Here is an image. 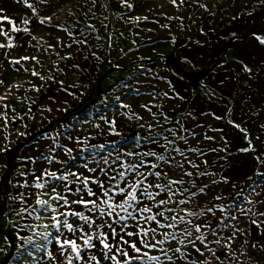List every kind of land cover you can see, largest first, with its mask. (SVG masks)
<instances>
[{
    "label": "rangeland",
    "instance_id": "374dc122",
    "mask_svg": "<svg viewBox=\"0 0 264 264\" xmlns=\"http://www.w3.org/2000/svg\"><path fill=\"white\" fill-rule=\"evenodd\" d=\"M28 1L37 5L42 4L41 0ZM5 2L6 5H2L0 0V6H6V12L0 13V27L18 38L14 41L15 43L29 41L24 47L0 50V65H2L0 71H3L7 85L9 87L15 84L21 85L19 91L15 92L17 99L10 102V108H14L15 112L9 111L7 128H5V121L0 120V145L6 142L5 137L12 142L11 150L0 154V164L8 166L0 171V178L4 173H10L3 187L0 188V204L6 211L1 216L0 224L2 229L11 235L16 246L15 255L9 264H35L33 257L42 255L36 252L33 245L28 244L27 239L21 242L16 235L18 229L12 227L11 220L18 218L8 212V206L11 203L8 194L15 195L16 190L8 181L17 182V179L21 177L18 175L20 172L27 175L30 180V173L38 167V164L30 163L27 157L35 159L43 144L45 145L43 150L47 154V148L50 145H63L67 148L73 143V140L69 139L70 136H80L84 139L85 135H89L93 138L92 144L108 145L103 151V155L107 156L109 153L115 154L117 149L121 152L133 149L147 151L151 145L144 140L137 143L132 136L147 137L145 128L148 124H152L153 129L161 132L162 135L167 134L165 130L171 128L175 136L185 137L187 140L193 138L195 134V140L189 144L203 149V154L199 159L195 155H189L201 164V170L207 168L209 172H215L217 180H220L222 176L229 177L232 183L244 189V194L251 191L254 187L253 182L257 181L258 171H264V165L255 159L257 155L264 159V83L258 80V88L251 95L236 92V98L233 95L212 96L203 102V99L196 102L190 99L192 94L186 86L185 79L176 75L168 66L167 56L172 54L183 57L185 61L179 62V67L190 73L191 71L205 72V81L213 71L230 73L229 69L233 67L238 77L237 83H239V76L243 74L241 65L237 63L238 60L242 59L252 68L260 66L257 51L252 49L249 37L242 41H239L241 39L233 41L234 43L229 45L223 53L214 52L218 56L217 59L213 58L216 54H213L210 46L214 44L212 39L215 30L230 24L235 17L243 15L244 19L252 23L253 16L248 13L260 9V0H185L179 7L170 0H138L140 6L131 11L132 16L142 18L139 22L131 17L120 18L122 9L111 3L99 11H96L95 7L89 10L87 8L89 0H86L71 8L62 20V26L53 28L55 30L60 28L61 31L49 34L50 45L48 46L40 41L38 33L32 32L37 39L31 40L22 32H11V25L4 16L7 15L13 20L16 27L23 28L24 18L20 14V9L25 8V2L24 0H20L19 3L16 0ZM97 2L103 3L104 0H97ZM143 17H147V20ZM237 22L241 24V21ZM89 25H94L96 30L93 31ZM252 29H264V24H258ZM247 32H249L248 28L238 33ZM59 37L63 40H59ZM85 39L88 43H81ZM74 40L76 43H73ZM2 41L3 37H0V42ZM68 44H73V49L69 50ZM222 46L223 42L216 50L219 51ZM57 52L64 56L74 55V59L61 60L56 55ZM93 53L95 56L92 55ZM228 54L232 56L231 62L236 65L226 69L224 67H227L228 63L224 65L219 63V66H216L219 61L229 60ZM24 55L38 57L43 67L32 60H21L19 65L13 66L7 63L9 60L20 59ZM49 57H51L50 60ZM262 62L264 75V59ZM52 64L58 65L68 73L67 77H63L59 72L55 75L57 79L64 80L71 93L70 96L65 95L67 92L63 90L57 91V88L62 89L63 85L58 86L51 82L45 87L44 81L31 75L33 67L46 77L52 75ZM72 64H79L80 67L72 68ZM211 67L213 69L210 70ZM25 68H29V71L25 72ZM167 68L171 76L169 81L162 76ZM246 74L247 72L244 75ZM143 76L147 78L143 79ZM228 84L229 80H226L222 86L227 88ZM33 85L40 86L41 91L33 90ZM180 85L185 92L179 91ZM165 87L173 91L167 101L162 100L161 91ZM3 91V87H0V93ZM117 94L132 107L115 112L117 128L121 135L113 136L107 131V125L99 119V115L104 113L107 117H113L114 113L110 109L113 107L112 98ZM105 98L108 99L107 105L102 103ZM145 104L152 108V113L140 107ZM60 107H66L67 111L57 110ZM48 108H53V111H46ZM206 109L215 111L219 116L215 124L216 128L208 129L207 134L204 127H208V124L203 127L207 121V115L201 114ZM153 113L156 120H159L160 125L163 126L162 128H158L155 120L152 119ZM141 115L144 117L143 121L138 119ZM20 117L23 119L21 120ZM85 117L91 121V126L82 125ZM233 117L243 119L244 129H252L253 135L246 139L245 132L234 125ZM141 123L145 127H140ZM95 124H100V128H95ZM24 125H27V128ZM132 125L136 126L132 127ZM18 132H26L27 135L20 137ZM204 134L213 139L205 140ZM235 134L238 135L235 136ZM249 140L252 142L251 145L248 143ZM251 146H255V152L240 151L242 148ZM83 148L84 146L81 145L78 149L80 153L78 160L82 162L87 157L91 164L92 157ZM90 150L100 152L98 148ZM96 159H99V155ZM204 160L208 163L204 164ZM228 166L237 168L241 175L236 177L229 173L225 170ZM259 182L264 184V178H260ZM225 187L221 185L217 190L222 191ZM6 233L0 232V249H2L0 261L10 250L11 237ZM252 234L258 235L255 232ZM26 235L30 236L32 233L28 232ZM51 247L49 245V248Z\"/></svg>",
    "mask_w": 264,
    "mask_h": 264
},
{
    "label": "snow or ice",
    "instance_id": "6c2138e0",
    "mask_svg": "<svg viewBox=\"0 0 264 264\" xmlns=\"http://www.w3.org/2000/svg\"><path fill=\"white\" fill-rule=\"evenodd\" d=\"M24 2L27 9L36 13L39 24L53 19L55 12L40 13L33 3ZM170 2L179 7L185 0H179V4L177 0ZM41 3L50 4L51 0H41ZM109 3L122 9V19L131 17L137 22L142 19L132 16L131 10L140 6L138 0L135 3L133 0H104L103 3L89 0L87 8L95 7L99 11ZM260 3L264 6V0ZM5 12L6 6H0V13ZM4 19L11 25V32H22L31 40L37 39L29 27H16L7 15ZM143 19L147 20V17ZM23 23L28 25L31 21L23 19ZM89 27L96 30L94 25ZM0 37H3L0 50L24 47L29 43L28 40L15 43L18 38L2 27ZM249 39L252 49L264 55V29H253ZM81 43L87 44V39ZM67 48L73 49V44H68ZM56 55L64 61L74 59V55L64 56L59 52ZM21 60H32L43 67L38 57L29 55L7 63L9 66L19 65ZM237 63L243 72L253 71L242 59ZM79 67V64H72V68ZM52 70V75L46 77L33 67L31 75L44 81L45 87L54 82L64 86L62 89L58 87L57 91L67 92L68 86L63 79H57L55 73L65 77L68 73L56 64H52ZM24 71L28 72L29 68ZM0 87L4 89L0 93V120L5 121L7 128L8 113L15 112L10 108V102L17 99L12 89L19 91L21 85L9 87L3 71H0ZM33 90L40 92L41 87L33 85ZM164 96L167 97L168 93L165 92ZM102 103L107 105L108 99ZM112 104L113 117L101 113L99 119L113 136H120L115 112L132 106L119 94L112 98ZM140 107L152 113L148 105ZM57 110L67 111V108ZM46 111L52 112L53 108ZM138 119L143 121L144 117L141 115ZM152 119L158 128L163 127L154 113ZM83 124L91 126V121L85 117ZM139 126L145 127L143 123ZM94 127L99 129L100 124ZM146 131L149 133L147 137L135 139L137 143L144 140L150 144L147 151L133 149L121 152L117 149L115 154L105 156L103 151L108 145L92 144L93 138L85 135L84 139L70 136L73 143L67 148L50 145L47 154L41 145L35 159L27 157L38 167L31 171L30 180L25 178L23 183L8 181L16 190L15 195L8 194L11 201L8 212L18 218L11 220L12 227L18 229V239L21 242L27 239L28 244L42 254L33 257L35 264H264V184L259 182L264 178V171H258L254 187L244 194V189L232 183L229 177L222 176L217 180L215 172H209L207 168L201 170V164L189 154L199 159L203 149L193 147L187 138L175 136L171 128L162 135L153 129L152 124L147 125ZM25 135L26 132H18L20 137ZM203 138L213 139L206 134ZM5 141L0 145V154L11 150L12 142L7 137ZM248 143L251 145V140ZM81 145L92 157L91 164L87 157L82 162L78 160ZM97 148L99 153L90 150ZM240 151L255 152L256 148L245 147ZM97 155L99 159H96ZM255 159L264 165L260 155ZM7 167L0 164V171ZM18 175L25 174L20 172ZM221 185L226 187L218 191ZM21 188L25 191H20ZM28 232L32 235H26ZM253 232L258 235L254 236Z\"/></svg>",
    "mask_w": 264,
    "mask_h": 264
},
{
    "label": "bare ground",
    "instance_id": "6f19581e",
    "mask_svg": "<svg viewBox=\"0 0 264 264\" xmlns=\"http://www.w3.org/2000/svg\"><path fill=\"white\" fill-rule=\"evenodd\" d=\"M2 1V5H6L7 0H1ZM86 0H51L50 4H45L42 3L41 5H37L36 3L34 4V6L37 9V12L43 13L45 11H47L49 14H51L52 10L53 12H55V15L53 16V19L51 21H46V24H39L37 15L35 12H31V10L27 9L26 4L24 3V7L25 8H21V15L24 19H28L31 21L30 24L25 25L24 23H22L23 28L24 27H29L30 29H32V32L34 34L38 33V37L40 38V41L43 44H49V34L51 32H60V28L55 30L53 28H55V26H62L63 25V19L68 15L69 11L71 10V8L78 4V3H82L85 2ZM29 2V1H28ZM31 3V2H29ZM54 8V9H53ZM255 19V18H254ZM59 30V31H58ZM147 33V32H146ZM26 38H29L28 36H25ZM22 39H24V37H22ZM59 40H63L61 37H59ZM60 41V44L63 45V42ZM49 48V47H48ZM47 50V47H46ZM19 57V56H18ZM63 76V75H62ZM64 77V76H63ZM13 93L16 92V89L13 88L12 89ZM68 93V94H67ZM67 93H65V95H69L70 96V91L67 90ZM64 95V94H63ZM212 121V120H210ZM43 146L45 147V145L43 144ZM225 170H227L229 173H231L232 175H235L236 177H239L241 174L237 171L236 169L232 166H228L225 168ZM23 179L22 177H19L17 179V181H19L20 183H23ZM20 191H23V189L21 188Z\"/></svg>",
    "mask_w": 264,
    "mask_h": 264
}]
</instances>
